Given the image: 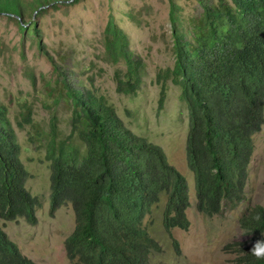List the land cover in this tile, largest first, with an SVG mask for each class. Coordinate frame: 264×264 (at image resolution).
<instances>
[{"label": "trees", "instance_id": "1", "mask_svg": "<svg viewBox=\"0 0 264 264\" xmlns=\"http://www.w3.org/2000/svg\"><path fill=\"white\" fill-rule=\"evenodd\" d=\"M84 1L0 0V17L13 21L21 38L32 37L41 48L35 18L50 8ZM168 1L176 60L174 68L158 79L157 109H163L165 81L171 78L176 84L182 77L189 88L186 154L194 178L195 208L212 217L244 200L253 136L264 124V0L216 4L197 0L201 13L187 20L181 18L175 0ZM102 43L107 60L125 66L122 77L117 76V92L134 95L141 85L143 64L112 17ZM56 73L62 96L72 106L71 129L65 141H57L51 126L45 158L50 170V215L67 204L74 213V230L64 241L66 258L72 264H150L152 253L161 247L144 219L165 197V232L187 231L186 180L167 162L162 149L128 129L102 96L71 88L65 75ZM30 122L27 113L24 123ZM71 137H76L78 146ZM20 153L16 132L0 104V220L24 219L35 225L38 201L25 189L27 174ZM238 224L240 238L223 248L234 256L229 264H264L250 252L257 240H264V208L247 209ZM172 245L180 256L178 242L172 239ZM0 264H36L19 252L1 227Z\"/></svg>", "mask_w": 264, "mask_h": 264}, {"label": "rangeland", "instance_id": "2", "mask_svg": "<svg viewBox=\"0 0 264 264\" xmlns=\"http://www.w3.org/2000/svg\"><path fill=\"white\" fill-rule=\"evenodd\" d=\"M206 1L216 4L219 0ZM175 2L183 20L201 13L197 0ZM111 17L126 33L130 50L143 64L141 85L134 95L117 92V76L122 77L125 66L109 62L104 54L102 33ZM35 22L41 35V48L32 37L21 38L13 21L0 17V104L6 108L17 135L20 159L27 174L25 189L38 201L35 225L24 219L0 220L8 239L36 264H72L66 258L64 241L74 230V213L67 204L50 215V170L45 158L51 126L54 124L57 141H65L71 129L72 106L62 96L56 73L59 70L71 88L102 96L124 125L160 147L167 162L186 180L190 202L186 211L190 223L187 231L165 232L162 226L165 197L144 219L148 233L161 247L159 253H152L150 264H229L234 256L223 248L240 238L239 218L251 207L264 208V124L253 136L244 200L235 209H224L212 217L197 212L194 178L186 154L189 88L182 77L176 84L171 78L165 81V102L161 111L157 109L158 79L160 82L164 73L174 68L176 60L169 1L86 0L50 8L35 18ZM27 113L31 116L30 124L24 123ZM70 139L79 145L76 137ZM172 239L178 242L180 256L174 252Z\"/></svg>", "mask_w": 264, "mask_h": 264}, {"label": "clouds", "instance_id": "3", "mask_svg": "<svg viewBox=\"0 0 264 264\" xmlns=\"http://www.w3.org/2000/svg\"><path fill=\"white\" fill-rule=\"evenodd\" d=\"M250 252L256 259H264V240H257L251 247Z\"/></svg>", "mask_w": 264, "mask_h": 264}]
</instances>
